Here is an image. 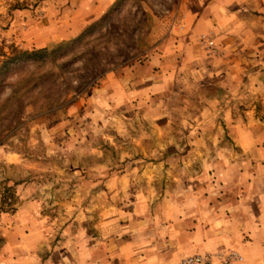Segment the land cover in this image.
<instances>
[{
  "label": "rangeland",
  "instance_id": "374dc122",
  "mask_svg": "<svg viewBox=\"0 0 264 264\" xmlns=\"http://www.w3.org/2000/svg\"><path fill=\"white\" fill-rule=\"evenodd\" d=\"M177 3L117 0L66 39L75 0H0V246L13 214L32 231L18 239L38 264H77L103 247L98 225L110 217L133 224L126 237L141 248L147 233L176 243L171 234L193 221L223 226L236 205L264 209V99L250 93L253 71L239 98L259 104L249 128L260 140L244 147L223 110L204 108L221 100L220 88L183 92L189 71L179 63H164L165 93L151 84L125 94L156 56ZM40 49L50 52L45 62L3 68L13 50ZM262 231L248 238L247 264H264Z\"/></svg>",
  "mask_w": 264,
  "mask_h": 264
},
{
  "label": "crops",
  "instance_id": "0c3cea01",
  "mask_svg": "<svg viewBox=\"0 0 264 264\" xmlns=\"http://www.w3.org/2000/svg\"><path fill=\"white\" fill-rule=\"evenodd\" d=\"M116 1L75 0L78 21L72 22L66 39L76 36L87 24L104 15ZM174 14L172 28L160 37L163 42L157 43L156 56L140 67L125 94L139 96L151 84L157 88L156 93H165L169 89L166 86L168 81L164 80L170 78V74L163 73L164 63H179L181 70L189 71V80L182 91L199 93L206 84H215L221 90V100H210L204 108L218 107L224 111L225 124L236 129L232 140L238 146L244 147L242 143L245 142L255 144L260 136L254 135L249 126L258 122L255 110L259 104L245 105L239 97L245 93L242 79L246 71L251 70L250 93L264 99V0H178ZM202 36L214 43V50L199 42ZM154 68L161 70L155 72ZM109 82L114 87L118 86L112 77ZM30 206L28 203L24 208ZM243 210L244 207L236 205L230 219L225 220V227L219 223L201 226L193 221L191 226L171 234L176 237V243L166 241L168 243L157 244L151 238L153 235L147 233L141 248H138L133 235L126 237L127 229L134 225H122L120 219L110 217L98 225L103 247L93 246L91 263L79 261L77 264H179L187 256L226 253L229 250L248 255L252 248V240L248 238L254 239L258 232L264 230V209L258 216L257 213L251 214L252 210ZM2 222L7 225L2 227L6 241L0 246V264H38L39 253L32 251L30 246L25 249L26 245L18 239L23 236L32 238V231L23 224L16 227V214L7 215ZM247 263L243 258L236 264Z\"/></svg>",
  "mask_w": 264,
  "mask_h": 264
},
{
  "label": "built area",
  "instance_id": "2783aa9c",
  "mask_svg": "<svg viewBox=\"0 0 264 264\" xmlns=\"http://www.w3.org/2000/svg\"><path fill=\"white\" fill-rule=\"evenodd\" d=\"M200 42L208 49L214 50L215 45L205 36L200 38ZM243 261V256L234 250L226 253H204L184 257L179 264H236Z\"/></svg>",
  "mask_w": 264,
  "mask_h": 264
},
{
  "label": "trees",
  "instance_id": "16d2710c",
  "mask_svg": "<svg viewBox=\"0 0 264 264\" xmlns=\"http://www.w3.org/2000/svg\"><path fill=\"white\" fill-rule=\"evenodd\" d=\"M49 55L50 52L47 49H40L32 52L13 50L11 57L5 61V66L3 68L18 67L27 61L45 62L46 57Z\"/></svg>",
  "mask_w": 264,
  "mask_h": 264
}]
</instances>
